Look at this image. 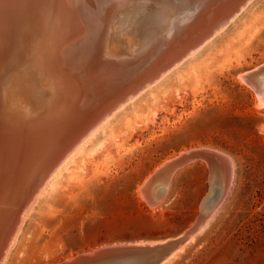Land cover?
<instances>
[{
  "label": "rangeland",
  "instance_id": "obj_1",
  "mask_svg": "<svg viewBox=\"0 0 264 264\" xmlns=\"http://www.w3.org/2000/svg\"><path fill=\"white\" fill-rule=\"evenodd\" d=\"M165 19L169 30L180 17ZM191 56L122 106L57 171L21 217L2 264H51L104 245L179 237L199 216L208 160L160 170L197 148L224 154V187L161 264H264V73L253 77L257 91L244 79L264 63V0H251ZM159 184L166 191L151 204L144 187Z\"/></svg>",
  "mask_w": 264,
  "mask_h": 264
},
{
  "label": "water",
  "instance_id": "obj_2",
  "mask_svg": "<svg viewBox=\"0 0 264 264\" xmlns=\"http://www.w3.org/2000/svg\"><path fill=\"white\" fill-rule=\"evenodd\" d=\"M51 1L52 18L50 16V20L54 19V16L60 18L62 12L65 15V22L59 24L61 29H56V37H51L53 32L48 37L55 40L57 46L62 43V40L65 41L61 49L55 53L53 47L48 45L43 47L42 56H38L39 58L24 56L23 61L26 58L28 61L21 72L23 77H28L26 79L28 83L29 81L34 83V88H30L31 91H28L25 99L28 105H33L31 109H25L20 105L21 109L17 111V107L11 104L12 101L20 100L21 94L16 93L15 86L21 83L19 81H22L23 77L14 73L9 79L5 78L4 82L0 79V251L2 253L9 245L10 232L18 226L23 207L32 199L34 191L27 188L25 171L30 165V158L34 157L35 153L36 155L39 153L36 146L40 135H44L48 126L55 129L54 119H59L60 116H65L67 119L74 115L76 117L77 114L92 108L93 104H96L93 109H99L102 105L100 100L105 98L101 97L105 89L111 87L113 89L120 83L125 85L137 79L144 65L158 55L159 51L174 44L178 45L174 50H169L163 55L164 62L155 65L153 64L155 61L149 62L155 69L148 70L150 72L148 81L153 79L152 76L160 72L159 67L167 65L170 55L177 51L183 55L187 49L184 48L188 47L193 39L197 45L215 36V32L226 27L231 17L249 0H194L198 6L189 0ZM35 2L36 0L32 5L30 2L25 10L26 17L21 20L23 24L19 32L22 40L27 43L31 41L33 35L40 37L39 30H42L41 15L37 12L43 9V6L42 3L40 5ZM5 3L11 6L14 1L7 0ZM171 4H177L180 10L172 11L174 5L170 6ZM4 7L6 8L5 4ZM169 15L180 17V20L172 26L173 28L166 30L165 26L169 25V22L165 21L167 20L165 17ZM9 18L6 22L10 20ZM172 29L170 39L176 40L169 45L170 39L166 38ZM9 31L11 32L7 26H2L0 36L7 35ZM74 32L76 35L74 38L66 39ZM105 32L107 36L104 35ZM43 36H45L44 33ZM104 37H107L106 41ZM7 44L13 45L6 43L5 46ZM23 44L22 42L18 45ZM161 45L163 47H160ZM101 46L105 48L101 49ZM100 49L114 57L106 59L97 57L96 50L100 51ZM1 51L5 52V48ZM47 51H52L53 55H49ZM91 53L94 55L92 63H90ZM257 67L244 75L245 81L251 86H254L255 73H264V63ZM4 71H6L4 67H0V73ZM47 77L48 81H46ZM144 80L146 79L132 85L130 90L122 97L114 99L109 106L113 108L125 95L135 93L141 86L140 82ZM22 86L25 85L21 83ZM258 101L262 103L259 98ZM7 115H10L8 119H6ZM97 117L98 119H92L81 128L86 130L80 138H83L94 125L100 122L102 115L99 114ZM32 121H34L33 125ZM28 126L30 129L26 128ZM68 128L70 127L66 129ZM64 154L65 152L59 155L58 160L62 159ZM191 157L195 159L206 157L211 174L208 192L200 203V213L192 228L179 237L166 241L152 244L142 241L104 245L75 253L51 264H145L147 256H151L150 264H161L210 213L224 187V183L221 184L224 175L218 165L225 164L226 160L224 154L213 149L197 148L187 151L179 158L166 163L160 171L167 170L168 166L178 167ZM42 179H38V183ZM162 187L165 186L159 184L156 187L155 185L144 187L149 203L157 204L162 200L165 192L164 188L161 189Z\"/></svg>",
  "mask_w": 264,
  "mask_h": 264
},
{
  "label": "bare ground",
  "instance_id": "obj_3",
  "mask_svg": "<svg viewBox=\"0 0 264 264\" xmlns=\"http://www.w3.org/2000/svg\"><path fill=\"white\" fill-rule=\"evenodd\" d=\"M5 1H7V0H0V28H2V26H5V27L7 26V29L11 30V32L9 31L10 33H8L7 35H4L3 37L0 36V67H4V70H6V71L0 73V79H2L3 82H4L5 78H6V80L9 79L11 74H14V73H17L19 76L23 77V74L21 71L23 70V68H25L27 66L26 64L28 61L27 58H26V60L23 61L24 56H27V57L33 56L35 58L38 56H42L43 47H47L48 45L50 47L51 46L53 47V50L55 53L61 49V46L64 45V41H65V40H62V43H60V45L57 46L56 41L52 40L51 38L48 37L51 34V32H53L51 34V37H56L57 36L56 29L58 28L60 30L61 26L59 27V24H62L63 22H65V15L62 12H61L60 18H55V16H54L53 17L54 19L50 20V16H51L50 15V9H51L50 3H52L51 0H36V2H35L36 4L40 3V5H41V3H42V6H43V9H41L37 12V13H40V15H41L42 30H39V32H41L40 37H39V35H37L35 37L33 35L31 37V41H29L28 43L26 41L22 40L21 33L19 31H20V28L23 24V22H21V20L25 19L26 15H27L25 10H27V7H28V5H30V2L32 5V3L35 0H13L14 3L11 6L6 4ZM189 1L194 2L195 3L194 5L198 6V3L195 2L194 0H189ZM249 2H250V0L248 1V3ZM248 3H246V4H248ZM4 4H5L6 8L4 7ZM246 4L244 6H242L231 17V19L228 22H231L235 18V16L247 6ZM54 11L57 12L56 10H54ZM9 17H11V18H9ZM8 18L10 20H8V22H6V19H8ZM51 18H52V16H51ZM107 18H108V15H107ZM173 25H175V24H173ZM224 27L218 29L215 32V34L219 33ZM171 32H173V29ZM43 33L45 36L46 35L47 36L46 37L43 36ZM104 35L107 36V33L105 32ZM170 35H171V33L168 34L167 39H170V37H171ZM75 36L76 35L74 32V33H71L69 36H67L66 39L74 38ZM211 38L212 37H209L208 39H206V41H204L203 43L197 44V45H195V43L193 42V40H194L193 39L191 41V43L189 44V46L184 48V49H186V48L187 49H186L185 53H183V55L182 54L180 55V53H177L178 51L176 53L174 52L172 54V56L170 55V59L167 60V65L166 64L161 65V66L159 65L160 66L159 67L160 72L159 73L157 72L154 76H152L154 78L148 81V79H150V78H148V76H149L148 74L150 73L149 71L153 68L155 69L154 65L156 63L164 62V60L162 58L163 55L167 54L166 52H169V50L170 51L174 50V48L177 47L178 45L174 44V45H171L170 47H168L166 49L159 51L158 55H156L152 59L153 61H155L153 63L154 65L149 64V62H151L152 60L148 61L147 64L144 65L142 72L140 73V75L137 79L129 81L125 85L124 84L121 85V83H120L113 89H111L112 87L110 89H105L104 94L101 96V97H105V98L100 100V102H102V105L99 109H97V108L93 109L94 106L96 105V104H93L91 106L92 108L86 109L85 112L77 114L76 117L74 115L73 117L67 119V118H65V116H60L59 119L58 118L54 119L55 129H51L52 126H48L47 129H45L44 135H42V134L40 135V137L38 138L37 146H36V149L39 151V153L37 155L35 153V156L32 157L34 159L30 158V160H31V161H29L30 165L28 166V168L25 171V174H26L25 182L28 184L27 188H31V190H33L34 193L31 197L32 199H30L31 201L30 202L28 201L29 203L23 207L22 213L19 217L20 221H21V217H24L25 213L27 212L28 207L30 206V203L32 202L33 198L43 191L45 186L50 182V180L54 177V175L57 173V171L68 161V159H70L73 156V154L75 152H77L82 147V145L86 141H88V139H90L94 135V133L100 127V125H102L103 123L108 121L122 106H124L125 104H127L128 102L133 100L140 93H142L143 91H145L146 89L151 87L154 83H156L161 78H163L171 69L174 68V66L179 65L187 57L193 55L198 49H200L203 46V44H205ZM104 39L106 41L107 37L106 38L104 37ZM104 39H103V41H104ZM174 40H176V39H174ZM174 40L170 39L168 44L169 45L172 44L174 42ZM22 42L24 44L22 46H19L18 44H22ZM6 43H11L13 45L10 46L9 44H7L5 46ZM169 45H167V46H169ZM2 46L5 48V52L1 51L2 49H4ZM160 47H163V45H161ZM103 48H105V47L101 46V49H103ZM7 49H8V51H7ZM101 49H100V51L96 50V53L98 54L97 57H101L103 59L114 57L113 55L108 54L105 51L102 52ZM44 50H46V49H44ZM47 50H48V48H47ZM149 51H151V50H149ZM48 53H49V55H53L52 51H50ZM91 55L92 56L90 58V63L94 62L93 53H91ZM256 77H258V76L256 75ZM27 78L28 77H23L21 79L22 81H19V82L23 83L25 86L21 87V83L15 86L16 93L21 94V96H20V100L12 101L11 104L13 107H17V111H20L19 109H21L20 108L21 106L22 107L24 106L25 109H31V106H33L32 104L28 105L27 102L25 101V98H27L28 91L30 92L31 89L34 88V85H33L34 83L32 81H30L31 82L30 84H28V82L27 83L25 82V81H27L26 80ZM144 78L146 80L140 82L141 84H139V85H141V86L139 87V90H137L135 93H129V94L125 95L122 99H120V102L118 101V105H116L115 107L111 108L109 106L110 105L109 103H111L114 99H118V98L122 97V95L125 92L130 90L132 85L137 84V82H139L140 80H143ZM46 81H48V77L46 78ZM256 88H257V86H256ZM256 91H257V89H256ZM76 102H77V100H76ZM260 104H262L261 106L264 107V102H262ZM106 106H108V107H106ZM99 114L102 115L100 122L96 126L94 125L83 138H80L84 134L83 132L86 130V129H81V128L84 125H87V123L89 121H91L92 119H98L97 116ZM9 117H10V115H7L6 119H8ZM74 120H75V123H73ZM33 123H34V121L31 122L32 125H33ZM61 124H63V125L61 126ZM67 127H70V128L72 127V128L66 129ZM26 128L30 129V126H28ZM64 152H65L64 157L62 159L58 160L57 157ZM46 158H48V159L46 160ZM221 165L220 164L218 165L219 169H222V167H225V166L221 167ZM228 167L229 166H227V164H226V170H225L226 172H229L227 169H231L232 166L230 168H228ZM171 168H173V167H171ZM171 168H169L168 170H171ZM223 169H225V168H223ZM230 171H232V170H230ZM165 173H166V171H165ZM40 178H43V179L38 183V179H40ZM230 182H231V180H230ZM161 189H163V187ZM226 192H228V191L226 190ZM221 202H222V200H221ZM20 221H19V223H20ZM19 223H18V225H19ZM16 231H17V228L14 231L10 232L9 237H8V239H9L8 243L9 244L13 241ZM0 254H1L0 264H2V260H3V258H5V256H4L5 251L3 253H2V251H0ZM171 255H173V254H171ZM175 255H177V254L174 253L173 256H175ZM146 259H147V262H145V264H150L151 262H149V260H151V256H147ZM166 259H168V258H166Z\"/></svg>",
  "mask_w": 264,
  "mask_h": 264
},
{
  "label": "crops",
  "instance_id": "obj_4",
  "mask_svg": "<svg viewBox=\"0 0 264 264\" xmlns=\"http://www.w3.org/2000/svg\"><path fill=\"white\" fill-rule=\"evenodd\" d=\"M174 174V173H173Z\"/></svg>",
  "mask_w": 264,
  "mask_h": 264
}]
</instances>
